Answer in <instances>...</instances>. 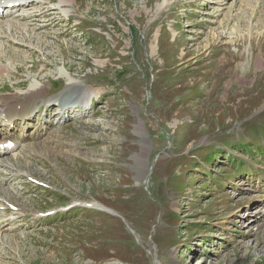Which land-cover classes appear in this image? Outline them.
<instances>
[{
  "label": "rangeland",
  "instance_id": "374dc122",
  "mask_svg": "<svg viewBox=\"0 0 264 264\" xmlns=\"http://www.w3.org/2000/svg\"><path fill=\"white\" fill-rule=\"evenodd\" d=\"M39 1L0 23V100L44 86L0 264H264V0Z\"/></svg>",
  "mask_w": 264,
  "mask_h": 264
},
{
  "label": "bare ground",
  "instance_id": "6f19581e",
  "mask_svg": "<svg viewBox=\"0 0 264 264\" xmlns=\"http://www.w3.org/2000/svg\"><path fill=\"white\" fill-rule=\"evenodd\" d=\"M32 1L33 0H0V8H5L9 3L13 2V3H18L19 4V6H17L15 9L19 8L21 10L26 4H28L29 2H32ZM34 1H39V0H34ZM39 2L41 3V5L49 4L48 0H46V1L45 0H40ZM69 3H72V1L71 0H62L61 3L55 4V5H57L56 8H55L56 9L55 12L63 11L65 13H68V9L65 8V6L67 4H69ZM22 14H24V13H22ZM4 21H6V20L5 19L2 20L0 18V23H3V24L6 23V25L10 26V29H11L12 28V21L11 20H7L6 22H4ZM2 29H3V26L0 25V35H3V30ZM0 56H1V54H0ZM66 71L69 72L67 69H66ZM70 80H71L70 81V83H71L70 85L71 86L73 85L75 87L76 86L75 82L72 79H70ZM40 87L41 86L38 83L32 84L30 89H29V91L25 94V97H16V100H15V102L13 104H10L11 102L8 103L6 101H1L0 100V126H1V121L4 120V119H8V124L16 123L17 119H21L20 124H25V126L23 128L21 127V129H26L28 127L27 120L30 121L31 118L34 117L33 114L40 109L39 106H36V104L38 103L41 95L43 94V87L44 86H42L41 88ZM33 104L35 105L34 108L32 107ZM10 107H12L11 110H5V109L10 108ZM19 107H20V109H19ZM9 132H11V131H9ZM7 141H12V139H10L7 135H4L2 137V139H1V142L6 143ZM43 141H45V140H43ZM15 143H16V147L20 146V144H18L17 142H15ZM31 145L39 146V145H41V143H38V141H37V142H33V144H31ZM27 146H29V145H27ZM0 158H3V157L1 156ZM4 161H5V159H0V164L1 163H2V165L5 164ZM34 183H39V182L34 181ZM6 202H7L6 198L0 199V208L12 207L14 205V203L6 204ZM97 206L100 208V210L108 212L110 214H113L110 209H106V208L101 207L99 205H97ZM91 208H93V207H91ZM13 209L14 210L16 209L14 211L15 214L21 213L20 210H17L16 207H14Z\"/></svg>",
  "mask_w": 264,
  "mask_h": 264
}]
</instances>
